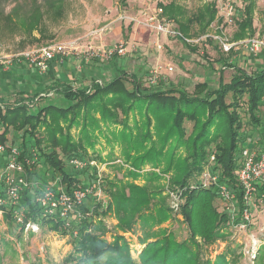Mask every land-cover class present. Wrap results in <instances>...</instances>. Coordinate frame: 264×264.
<instances>
[{"label": "trees", "instance_id": "16d2710c", "mask_svg": "<svg viewBox=\"0 0 264 264\" xmlns=\"http://www.w3.org/2000/svg\"><path fill=\"white\" fill-rule=\"evenodd\" d=\"M242 2L243 7L237 9L240 12L236 14L238 19L235 20L236 15L233 17L237 29L235 41L253 36L255 0H242ZM53 3L50 5L51 8L55 7ZM159 6L163 10L162 15L177 25L181 38L186 40L206 35L208 28L214 22L221 23L223 20L218 17L219 9L216 3L199 8L191 15L181 5L180 0H169L168 3H160ZM37 18L31 14V17L24 22L30 36L34 31L41 32L40 18ZM117 57L114 56L110 60L116 63ZM221 68L219 72H215L218 78L216 88L205 80L198 82L192 93L176 86L166 89L161 79L155 85H151L147 79L149 88L145 89L141 77L138 78L134 73L119 72V75L109 80L104 79L105 77L93 79L89 86L74 88L68 83H63L54 85L44 94L39 93L31 97L24 92L16 93L13 96L19 99L15 98L17 101L14 104L0 97V131L2 130L0 146L6 149L3 157L6 161L12 150L18 151V161L23 163L28 182V187L21 192L17 207L7 198L3 186L0 188V197L4 200L0 205V213L4 219L16 226L18 224L21 232H24L27 223H32L68 235L73 249L80 255L77 264H136L131 258V250L127 244L120 241L108 244L101 238L102 234L99 233L103 229L101 220H105L102 202H95L91 207H87L85 202L78 208L82 217L80 219L74 217L69 228L58 215L44 217L42 207L36 202V198L45 190L43 187L48 184L43 181L40 174L43 169L45 173L52 174V180L58 184L57 191L63 188L71 193L76 185L88 187L91 184L92 186V181L85 179L84 175L78 176L71 170L70 161L77 159L88 164L101 161L99 154H89L87 150V148L94 149L95 134L89 135L85 132L89 126L93 127L92 131L101 130V124L94 116V113L98 112L106 126L103 135L109 138V145L111 146V143L117 145L119 151L126 157L124 165L128 164V167H132L125 174V178L132 179L131 182H123V179L107 181L106 185L100 187L104 195L111 198L107 207L110 211H108H113L117 215L121 225L130 228L132 224L142 221L145 227L157 226L159 221L163 220V216L165 217L169 212L170 207L162 195L161 174L143 172V166H151L162 171V174H171L172 186L176 187V194L182 203L181 192H184L185 203L181 210L184 212V220L196 248L199 247L194 240L196 235L202 239L207 238V242H210L221 237L220 231H216V229L220 230V226H224L225 230H232L234 225L231 222L234 217H236L235 222L240 220L244 222L243 212L247 206L238 183V173L243 165L242 150L245 148L246 136L242 135L245 130L239 110L245 105L252 128H264V120L262 122L260 115L261 107L264 106V69L256 73H248L245 69L229 62L228 58H222ZM224 69L234 71L228 82L223 77ZM110 90H115V94L99 97L100 94ZM50 94L55 95L54 103H46L47 107H40L37 113L31 111L35 104L46 100ZM26 102L31 106L25 105ZM100 105L103 108L98 109ZM64 106H73L70 110H75V107H85L83 114L71 119L72 124L84 123L78 141L69 140L70 135L65 136L64 132L62 133L60 121L55 122L51 117L52 121L44 122L47 140L41 142L34 133L37 120L48 110L61 111ZM79 112L81 113L80 110ZM131 114L136 115L133 126L129 122ZM122 116L123 120H121ZM33 121L35 123L32 131L30 126ZM186 122L192 125L190 131L186 127ZM109 123H112V126L121 125V131L112 132ZM172 137L173 142L177 141L176 146L179 143L188 145L186 150L191 152L189 159L192 160L191 167L189 160L185 158L175 161L174 156H171L167 160L164 150L154 149L157 148L156 144L160 143L164 146L167 144L165 141ZM184 137L189 138L181 141ZM65 138L67 142L63 143ZM16 143H20L18 148L15 147ZM212 157H214L213 163L210 162ZM27 160L30 161L29 165L26 164ZM118 170L122 171L123 168ZM207 171L218 178V184H225L236 194L235 213L228 210L219 211L216 206V202L221 201L218 187L214 184L205 185L201 178ZM139 179L145 181V185L134 184ZM31 185H34V188ZM258 191L264 192V185H260ZM255 199L258 204L259 196ZM248 208L253 213L255 208L252 206ZM16 209L23 211L25 219L23 225L17 223L15 219ZM154 209H159L158 213ZM100 210L103 211L100 213ZM98 215L101 217L96 218ZM245 223L248 228L249 224ZM74 232H77L76 237L73 236ZM119 239L121 240L120 237ZM147 242L149 244L141 254L140 264H210L199 259V249H195L198 253L192 252L190 246L176 243L171 239L167 240L164 236L154 241L146 240L145 243ZM262 253L264 258V247L261 249ZM231 254L235 255V252ZM236 262V257L231 258L225 254L213 264H236Z\"/></svg>", "mask_w": 264, "mask_h": 264}, {"label": "rangeland", "instance_id": "374dc122", "mask_svg": "<svg viewBox=\"0 0 264 264\" xmlns=\"http://www.w3.org/2000/svg\"><path fill=\"white\" fill-rule=\"evenodd\" d=\"M52 2H54V8L50 6ZM168 2L169 0H0V68L10 70L17 65L30 66L27 62L19 61H14L11 65L1 64V62H6L7 58L21 55L26 51L58 43H64L70 47L74 43L71 47L78 46L79 48L77 51L71 50L68 57H78L85 62L96 60L103 69L105 66H110L113 61L103 60L97 56L91 57L88 50L89 46L93 45L96 48L94 51H99L101 55L103 50L116 45H123L125 55L117 57V60L122 61L119 63L118 68L122 65L129 73L136 74L138 78L141 77L145 89L149 88L146 81L150 72L158 67L163 68L160 71L158 80L161 79L164 82V88L176 86L185 88L190 93L194 91L198 82L205 80L209 81L214 88L218 86V78L215 72L222 69V58H228L229 62L243 67L248 73H256L258 70L264 69V44L256 52L250 51L242 45L234 47L230 53L223 52L222 40L229 43L239 41H235L237 29L234 20L230 23L223 18L222 5L217 0H180L181 5L185 7L189 15L208 4H217L218 17L223 20L221 23L214 22L208 28L206 35L186 40L181 37H171L164 33H158L156 29L150 27L151 22L149 19L154 17L157 20L164 18L168 26H172L179 32L174 22H170L162 14H158L159 4ZM232 3L234 5V15L240 14L237 9L243 7L242 0H233ZM37 11L38 13H36ZM31 14L34 18H40L41 32L34 31L30 36L26 31L27 26L24 25V22L28 17H31ZM236 19H238L237 15ZM252 27L253 36L247 39L255 37L264 43V0H255ZM94 31L98 32V35L94 36V40H90L93 39L89 37L92 34L91 32ZM206 36L208 38L204 39ZM159 46L161 49H159ZM68 57H65V59ZM166 67H172L173 72H166ZM223 71L224 80L228 82L234 71L230 69H224ZM103 76L104 73L101 74V77ZM110 78L107 76L104 79L109 80ZM0 84H2L1 81ZM5 90V87H3L0 92H6ZM114 91L110 90L105 94H100L99 97H108L115 94ZM36 93L41 94V90L35 91ZM29 96L33 95L30 94ZM15 98L19 99V97H14L11 94L5 99H8L6 102L14 104L17 101ZM55 101V95L50 94L46 100L38 102L30 109L37 113L40 107H47L46 103H54ZM56 103L62 104V102ZM25 105L31 106L28 102ZM127 107L125 106V108ZM72 108L73 106H64L61 111L48 110L42 118L37 120L34 129V133L37 135L36 138L41 142L47 140L44 122L52 121L53 118L55 122L60 121L62 133L64 132L65 136L70 135L71 139L69 140L72 142L78 141L84 123L72 124L71 119L83 114L85 107H75V110H70ZM100 108H103L102 105L98 109ZM239 112L245 130L242 135L246 136L244 147L261 150L264 147V128H252L245 105L240 108ZM260 115L263 122L264 106L261 107ZM94 116L102 128L101 130L92 131L91 128L93 127L88 125V130L86 129L85 132L89 135L95 134L93 135L95 147L94 149L86 148L89 154H99L102 162L99 160L93 161L95 163L92 164L93 166L83 163V167L80 169H76L72 165L71 170L80 177L84 175L85 179L92 181V186L96 187H103L107 181L112 182L123 179V182H131L132 179L125 178V174L132 167H128V164L124 165L126 157L119 151L120 148L117 145L114 146V143H111L110 146L109 138H105V135H103L106 126L101 119V114L96 112ZM130 116L129 122L133 126L136 115L131 114ZM123 119L122 116L121 120ZM34 123L33 121L30 126L32 131ZM111 124L108 125H110L112 132L121 131V125L112 126ZM186 127L190 131L191 123L186 122ZM93 138L90 136L92 141ZM186 138H182L181 141H185ZM86 141L85 139V145ZM173 141L174 138L172 137L165 141L167 144L162 146L158 143L155 146L157 148L154 149L164 150L167 160L174 156L175 161L182 158L188 161L191 156V152L186 150L188 145L179 143L176 146L177 141ZM66 142L67 138L64 139L63 143ZM19 144L16 143L15 147L18 148ZM3 156V154H0V170L6 167ZM213 161L214 157L211 158L210 162L213 163ZM188 163L191 167L192 160H189ZM121 167L123 170L119 171L118 168ZM142 168L143 172L151 171L161 174L163 179V182H160L163 189L162 195L170 207L169 212L166 213L165 217L163 216L162 222L159 221L157 226L149 225L145 227L142 221H138L135 225L132 224V227L126 228L125 225H121L117 215L107 209L108 203L111 201L108 195H104L102 192L101 199L94 200L93 196H90L89 199L85 200L87 207L93 206L92 204L95 202H102L104 205L103 217L105 220H101L103 229L99 232L102 234L101 238L104 241L108 244L119 241L127 244L131 250V258L136 264H140L141 254L147 247L146 245L149 244V242L145 243L146 240L154 241L157 238H163V236L167 240L171 239L176 243L190 246L192 252L198 253L195 249H199V259H203L204 262L210 264L215 263L220 256L225 254L231 258L236 257V264H264L263 253L261 254V249L264 247V207L254 209L249 221L245 220L244 214L242 220L244 222H240L241 220L235 222L236 217H234L231 222L234 225L231 228L232 230L227 228L225 230L224 226H220V230L216 229V231H220L221 237L219 236L213 241L207 242V238L202 239L199 235H196L194 240L199 245L196 248L197 246L193 244L194 241L191 239V233L184 220V212L181 210L183 203H185L184 192H181L182 203L176 194V187L172 186L171 174H162V171L153 169L151 166H143ZM24 173L26 174V170ZM40 174L43 181L48 183L43 187L44 189H58V184L52 180L51 173H45L43 169ZM88 180H85V182L89 183ZM134 184L145 185V181L139 179ZM31 186L34 188V185ZM82 187V185H76L74 189ZM225 205L227 206L222 200L216 202L219 211L228 210L223 209ZM154 210L157 213L159 211V209ZM102 211L100 210V213ZM99 217L101 216L98 215L96 218ZM245 222H248V228H242V225H247ZM98 225L96 224V226ZM35 226L36 228H25L24 232H21L18 224L16 226L8 222L0 213V264H77L80 255L73 249L68 235H63L59 231L48 227ZM233 251L235 255L231 254Z\"/></svg>", "mask_w": 264, "mask_h": 264}, {"label": "built area", "instance_id": "2783aa9c", "mask_svg": "<svg viewBox=\"0 0 264 264\" xmlns=\"http://www.w3.org/2000/svg\"><path fill=\"white\" fill-rule=\"evenodd\" d=\"M220 3L221 9L224 12L223 18L233 22L234 17V5L233 0H217ZM163 10L160 8L158 14H162ZM159 16V15H158ZM151 22L150 27L156 29L158 33H164L167 36L171 37H181V34L176 31L172 26H168L164 18L156 19V17L149 19ZM148 21V22H149ZM154 21V22H153ZM156 21V22H155ZM89 38L94 40V36L98 35V32H91ZM208 37H204L207 39ZM74 43H72L73 45ZM264 43L258 39L249 38L241 40L235 43H229L226 41H221V47L223 52L230 53L231 50L236 46H244L250 51L256 52L259 51V48L262 47ZM71 45V46H72ZM69 47L67 44L58 43L52 44L38 49H33L17 55L12 58H7L6 62H1L4 65H11L14 61L27 62L30 66L34 67L41 73L47 72L50 65L57 59H60L62 62L65 57H68L71 54V50H78V46ZM96 48L93 45L89 46V52L91 57L97 56L98 58L112 59L114 56H123L125 55V49L123 45L113 46L107 50H103V54L100 55L99 51L95 52ZM159 49L161 47L159 46ZM101 52V51H100ZM163 70L162 67H158L150 72L148 76V81L151 85L157 84L158 76L160 71ZM166 72H173L172 67H166ZM6 149L3 146H0V154H5ZM19 153L16 150H12L9 158L6 160V167L0 170V188L3 186L6 196L12 204L17 207L20 203L21 192L28 187V182L26 179V174L24 173L23 163L18 161ZM243 165L238 173V183L243 191V201L247 208L244 210V218L246 221H249V217L252 215L251 210L248 206H252L257 209L264 207V192L259 193V186L264 185V147L261 150L248 149L244 148L242 150ZM26 164L29 165L30 161H26ZM70 164L73 165L76 169L83 167V162L79 160H71ZM94 162H91L90 165L93 166ZM205 185L214 184L218 187V194L220 199L227 204L225 209L231 211L232 213L236 212V194L231 192L228 187L224 184H218V178L213 176L209 171L205 172L202 177ZM90 196L93 198H100L102 196V190L100 187L88 186L73 189L71 193L66 192L63 188L58 191L52 188H46L40 196L36 198V202L42 207L43 216L51 217L58 215L62 220L65 221L66 227H71V221L74 217L80 219L82 215L79 213V207H81L86 199H89ZM256 196H259L258 204L255 202ZM101 199V198H100ZM4 203V200L0 197V205ZM15 219L17 223L23 225L25 222L23 211L19 209L15 210ZM248 223V222H247ZM245 225V224H244ZM242 225V228H246V225ZM36 226L32 223L26 224V229H33ZM73 236H77V232L73 233Z\"/></svg>", "mask_w": 264, "mask_h": 264}, {"label": "crops", "instance_id": "0c3cea01", "mask_svg": "<svg viewBox=\"0 0 264 264\" xmlns=\"http://www.w3.org/2000/svg\"><path fill=\"white\" fill-rule=\"evenodd\" d=\"M117 61L111 63L108 67L105 66L103 69L96 60L85 62L78 57L71 56L63 62L57 59L45 73L25 65H17L10 70L0 68V81L2 83L0 89H3V87L6 89V92H0V97L6 98L11 94H16V92L35 95V91L38 90H41V94H44L54 85L63 83H68L74 88L89 86L92 80H98L102 73H104L103 77L113 78L119 75V72H128L122 65L118 68L119 63L122 61Z\"/></svg>", "mask_w": 264, "mask_h": 264}]
</instances>
